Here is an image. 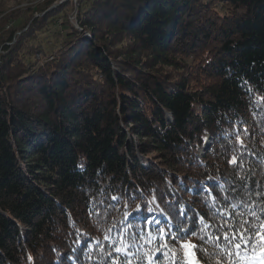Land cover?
<instances>
[{"label": "trees", "instance_id": "1", "mask_svg": "<svg viewBox=\"0 0 264 264\" xmlns=\"http://www.w3.org/2000/svg\"><path fill=\"white\" fill-rule=\"evenodd\" d=\"M5 1L0 264L264 255V0Z\"/></svg>", "mask_w": 264, "mask_h": 264}, {"label": "rangeland", "instance_id": "2", "mask_svg": "<svg viewBox=\"0 0 264 264\" xmlns=\"http://www.w3.org/2000/svg\"><path fill=\"white\" fill-rule=\"evenodd\" d=\"M43 1H45V0H6L4 2V9L5 10L6 9L7 10H10V11H13V10H15V11H21V10H24L25 8H27L28 6H32L33 7L35 5H38V4L42 3ZM64 1H72V2L75 3L76 0H54V3L55 4L52 3V5H50L48 8H53L56 5L58 6V5H60ZM75 13H76V11L73 10V9H68L66 11V15L69 17V20L73 23L74 26L77 27V24L75 22ZM35 16H37V15H35ZM16 23H18V22L17 21H15V22L14 21L8 22L6 24V28H9L11 26H15ZM47 27H48V29L40 32L37 35L36 40H34V43L35 44L39 43L40 45H42V48H43V57H45V56L48 57V55L53 50H55V49L57 50L58 47L60 46L59 45V40L56 39L55 36H54L55 32H57L59 30V25L58 24H55V23H52V24L48 25ZM84 35H88V34L87 33H84ZM206 136H208L205 139L206 144H205V146L203 145V146H201L198 149V156H200L203 153V150L209 144V141H210V138L211 137L209 135H206ZM139 158H141V160L144 163V165L147 164V161L148 160L146 158H143L141 156ZM193 243L194 242H193L192 239H189V240H187L184 243V246H185V254H186L187 258L190 261L193 260V257H194V252L192 251ZM234 264H264V255L263 256L254 257L253 259H251L250 261L245 262V263H234Z\"/></svg>", "mask_w": 264, "mask_h": 264}, {"label": "snow or ice", "instance_id": "3", "mask_svg": "<svg viewBox=\"0 0 264 264\" xmlns=\"http://www.w3.org/2000/svg\"><path fill=\"white\" fill-rule=\"evenodd\" d=\"M225 239H229V237L225 236ZM231 240L233 242H235V247L237 249L251 243V239H246V232L245 231H241L239 233H234V235L231 237Z\"/></svg>", "mask_w": 264, "mask_h": 264}, {"label": "water", "instance_id": "4", "mask_svg": "<svg viewBox=\"0 0 264 264\" xmlns=\"http://www.w3.org/2000/svg\"><path fill=\"white\" fill-rule=\"evenodd\" d=\"M167 118H168V119H171V115H170V113L167 114Z\"/></svg>", "mask_w": 264, "mask_h": 264}]
</instances>
